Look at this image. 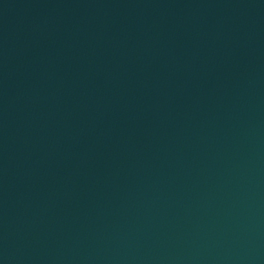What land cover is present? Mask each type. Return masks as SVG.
I'll return each instance as SVG.
<instances>
[{
    "label": "water",
    "instance_id": "water-1",
    "mask_svg": "<svg viewBox=\"0 0 264 264\" xmlns=\"http://www.w3.org/2000/svg\"><path fill=\"white\" fill-rule=\"evenodd\" d=\"M0 264H264V0H0Z\"/></svg>",
    "mask_w": 264,
    "mask_h": 264
}]
</instances>
